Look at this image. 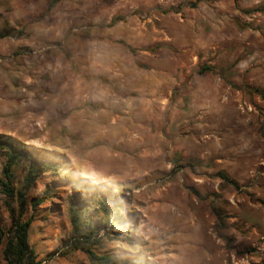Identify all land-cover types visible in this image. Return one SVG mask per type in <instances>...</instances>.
Wrapping results in <instances>:
<instances>
[{
    "label": "rangeland",
    "instance_id": "374dc122",
    "mask_svg": "<svg viewBox=\"0 0 264 264\" xmlns=\"http://www.w3.org/2000/svg\"><path fill=\"white\" fill-rule=\"evenodd\" d=\"M50 1L0 0V264L16 222L36 264H264V0Z\"/></svg>",
    "mask_w": 264,
    "mask_h": 264
},
{
    "label": "trees",
    "instance_id": "16d2710c",
    "mask_svg": "<svg viewBox=\"0 0 264 264\" xmlns=\"http://www.w3.org/2000/svg\"><path fill=\"white\" fill-rule=\"evenodd\" d=\"M59 1L61 0H51L48 8L51 9ZM6 36L7 34L0 33V38H4ZM3 149L8 152V157H7V164L3 170L6 183L2 182L1 186L3 187L4 192L7 194L8 197L15 198L14 191L12 190V188L9 187V183L11 181L10 166L14 162V160L18 158L19 155H27V152L23 151L22 149L14 152L13 145L10 142L4 140L0 136V150ZM30 157H31L30 166H29L30 175H28L27 178L25 179L26 181L25 188L30 187L32 183L31 181L33 180L34 177H37L39 172H44L47 170L56 172L61 167L60 163L51 162L50 160H48V158L37 154H30ZM220 177L223 180H227V178L223 175H220ZM72 191L73 193L71 196L70 207H69L70 224L72 227V231L74 234H76V236L85 238V236L80 234L79 218L76 211V205L80 201L79 195L82 193L83 188L77 184L72 186ZM16 195L19 203L21 204L23 199V194L19 191L16 193ZM94 195H98L102 197L103 205L106 210L109 204L113 200H116L115 198L116 196H118L117 193H110L107 187L102 185L97 187L96 193ZM120 207H121L120 204H116L115 206H113L114 210L111 211V215H112V219L116 223L122 222V229L120 231L121 233L126 235L129 233L128 232L129 229L133 228L134 218H132L129 215L126 216L123 213H121L118 210V208ZM124 217H127L128 220H122ZM28 226H29L28 223L16 222L14 224L4 254L8 264H36L35 255L33 251L30 249L27 242ZM88 228L90 229V234H94L93 231L95 229L91 227L90 224ZM125 237L129 241L128 245L130 247H134L137 244V240L133 239L131 236L128 235ZM125 256L126 257L119 258L116 261L112 260L111 258H100L99 261L100 264H147L145 260H143L141 255L131 256L125 254Z\"/></svg>",
    "mask_w": 264,
    "mask_h": 264
}]
</instances>
